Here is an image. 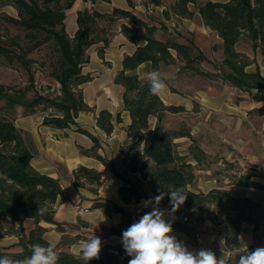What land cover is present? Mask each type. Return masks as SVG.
<instances>
[{
    "label": "trees",
    "instance_id": "1",
    "mask_svg": "<svg viewBox=\"0 0 264 264\" xmlns=\"http://www.w3.org/2000/svg\"><path fill=\"white\" fill-rule=\"evenodd\" d=\"M95 3L97 0H91ZM160 4L159 0H152ZM74 0H0V7L11 5L15 7L17 15L0 14V19L11 23L25 31V37L31 45H22L16 37L7 36L0 39V55L6 61H19L27 71V84L16 87L0 83V235L3 233L2 219L7 217L11 224L5 233L19 235L16 244L18 250L0 245V256L13 259H24L31 255L34 244L47 245L43 234L47 227L40 224H56V229L64 232L65 226L55 220V203L65 199V192L61 189L60 181L46 173L40 172L30 164L31 153L25 144L23 136L15 126L10 110L20 105L23 112L34 113L37 109L51 108L59 115L45 116L43 124L57 128L76 125L77 129L92 137L94 143L91 148L83 150L90 153L104 164L109 162L97 152V139L86 129L77 125L75 117L81 110L92 108L83 100L78 85L91 79L89 74L82 72V67L88 62L87 49L94 43L101 42L99 54H103L104 47L109 43L110 26L119 17L128 18L131 25L121 24V32L137 46L131 54H125L122 59V69L114 77L116 83H121L124 108L128 110L131 122L126 133L134 140L121 150L123 162L131 172H138L147 184L151 193L158 195V189L164 191L184 188L188 193L187 199L171 218L173 230L194 234L196 222L209 217L215 224L223 223L225 231V245L228 248H239L242 243L239 232L243 223L253 225V242L244 251L254 250L259 246L256 237L258 219L248 213L254 203L248 196H238L222 187L203 191L194 186L197 165L206 157L204 150L196 144L187 148V153L177 150L175 138L189 135V129L165 128L161 120L166 112H179L182 106L166 105L159 96L150 92L147 78H141L136 73H129L141 62L150 61L153 70L162 65L179 62L180 70H188L191 75H202L211 79H221L238 89H256L264 95V75L259 69L247 70V66L255 60L246 53L236 49L235 44L246 39L253 48L264 46V0H178L173 9L176 14L191 17L193 4L199 12L205 26L215 30L222 39L223 57L220 62L213 63V70L205 69L201 63L208 61L204 53L192 42H178L174 38L165 40L155 37L157 27L148 24L136 16L131 10L114 7L110 13L97 11L94 7H85L76 13L77 29L70 37L65 28L66 9L71 7ZM131 4V0H128ZM99 20L111 23L109 26H96ZM135 26L143 27L139 31ZM109 31V33H108ZM50 43L56 59L51 62L50 76L59 84L54 92H41L35 86L34 74L31 71L32 59L26 54L41 44ZM14 46V48H12ZM171 50L176 52L173 56ZM33 90L32 95L27 92ZM154 115L157 122L154 126L149 123V117ZM96 124L106 132L113 130V115L107 109L97 112ZM120 120V113L115 117ZM196 160V164L190 162ZM118 176L120 174L117 173ZM122 177V176H121ZM73 179L77 186H83L85 181L100 184V172L95 168L84 165L73 171ZM123 184L119 193L124 203H137L142 199L143 192L130 178H122ZM238 184L247 187L264 189V184L253 181L249 175H243ZM38 207H46L47 211L38 214ZM106 213L120 212L123 220L117 225L102 228V235H118L122 238L126 230L139 218L125 213L123 206L108 199H97L92 204ZM160 207L170 209L167 196L161 201ZM219 216H222L219 220ZM31 218L33 226L23 230V220ZM19 227H16L15 224ZM72 240L65 234L61 243ZM102 250L99 259L89 261V264H128L123 245L120 242L109 243L102 240ZM58 264H85L80 253H73L56 245Z\"/></svg>",
    "mask_w": 264,
    "mask_h": 264
},
{
    "label": "crops",
    "instance_id": "2",
    "mask_svg": "<svg viewBox=\"0 0 264 264\" xmlns=\"http://www.w3.org/2000/svg\"><path fill=\"white\" fill-rule=\"evenodd\" d=\"M159 2L172 11V6L167 4L166 0H159ZM85 7L84 0H74L71 7L66 9L65 28L70 37L77 29L76 13ZM114 7L131 10L148 24L155 25L157 27L155 37L159 39L174 38L182 43L192 41L209 60L207 66H204L207 69L213 70V63L220 62L223 57L221 37L215 30L204 25L193 4L189 6L193 10L192 17L180 16L175 12L173 13L175 17H167L168 14L165 11L167 19H165L164 26H161L160 18H153L144 13L140 0H131V4L128 0H97L94 3V8L104 13H110ZM0 11L11 15L17 14L16 9L11 5L0 7ZM155 14L161 15V12L156 11ZM122 23L131 25L129 19L124 17L116 18L112 22L109 43L104 47L102 55L99 54L101 42L88 47L89 60L83 65L82 72L89 74L91 79L77 86L82 92L83 100L92 109L79 111L75 120L78 126L86 129L97 139L99 144L97 152L109 162L108 165L83 151L91 148L94 141L90 135L79 131L76 125L57 128L42 123L45 116L59 115V112L48 108L37 109L34 113L27 114L23 112L20 105L13 107L9 112L31 153L30 164L38 171L58 178L60 185L65 188V199L57 201L54 205L55 220L65 226V231L57 230L54 223L42 221L40 224L47 227L43 236L48 242L75 254L79 253V241L95 235L111 244L121 241L118 235H102V228L119 224L123 220V214L120 212L106 213L99 208H93L94 201L97 199L111 200L123 206L125 213L140 218L145 212L151 211L150 207H143L141 202L154 197L140 174L129 171L123 162L121 149L131 143L134 138L126 133L131 117L128 110L124 108L125 88L121 83H116L114 77L122 69L124 55L131 54L137 45L129 41L121 32ZM173 23L176 26H172ZM135 28L143 31L141 26H135ZM185 33L188 36H185ZM235 47L255 60L247 66V70L253 71L257 67L264 75V46L253 48L250 41L241 39ZM171 53L176 56L174 50H171ZM159 70L167 85V92L159 97L166 105L183 107V110L179 112H166L161 125L165 128L176 129L181 122L186 123L189 135L175 138L177 150L184 154L187 153L188 146L196 144L209 158L207 161L209 165L198 166L195 170V187L203 191L223 187L234 195L251 196L253 193L249 192L251 187L238 183L232 184L226 178H219L218 168H213V166L214 164L219 165L222 161L235 162L243 166L244 174L256 179V171L247 168L246 165L254 167L248 163H254L260 158L264 160V110H262L264 96L256 89L241 90L221 79L181 76L179 64L165 65ZM151 71H153L151 62L144 61L128 72L136 73L141 78H147ZM55 85L59 87L58 83ZM101 109H107L113 115L114 137L112 138H105L106 131L96 124L95 116ZM118 113H120V120L117 121L115 117ZM156 122L157 117L151 115L149 117L151 126H154ZM190 162L196 164L193 158ZM80 165L97 169L100 172V184L85 181L83 186H77L73 179V171ZM123 177L130 178L142 190L143 197L139 202H123L119 193ZM104 178H112V184L104 183ZM74 202L88 207L89 210L78 214L73 207ZM105 217L106 220L103 221ZM221 218L222 216H219V220ZM2 222L4 227L0 235V245L18 250L16 244L19 235L4 232L11 224V220L5 217ZM15 225L19 227L17 223ZM22 226L24 232H27L33 226L31 218H25ZM193 226V235L177 230H173V234L190 250L209 248L216 253L217 257L221 255V251H230L232 256L229 264H237L239 255L243 254L244 249L253 242V225L250 223L241 225L239 238L242 245L239 248H228L225 245L223 223L215 224L209 217H206ZM63 234L72 240L61 243ZM261 240L262 242L258 241L259 246L264 247V239ZM118 264H122V259Z\"/></svg>",
    "mask_w": 264,
    "mask_h": 264
},
{
    "label": "clouds",
    "instance_id": "3",
    "mask_svg": "<svg viewBox=\"0 0 264 264\" xmlns=\"http://www.w3.org/2000/svg\"><path fill=\"white\" fill-rule=\"evenodd\" d=\"M147 79L151 94L162 96L167 92V85L158 71L148 73ZM187 194L182 187L170 191L158 189V195L141 202L143 207H150L151 211L145 212L122 232L121 243L130 257L128 264H229L232 256L230 251H221V255L217 257L209 248L190 250L173 234L171 218L185 203ZM165 196L169 199L170 209L160 207ZM46 211V207L37 209L38 214ZM105 220L106 217L103 221ZM102 244V239L96 235L79 241L78 251L85 264L99 259ZM55 248L53 243L46 246L37 243L32 245L30 256L22 260L0 256V264H58L59 257ZM237 264H264V247L246 250L239 255Z\"/></svg>",
    "mask_w": 264,
    "mask_h": 264
},
{
    "label": "rangeland",
    "instance_id": "4",
    "mask_svg": "<svg viewBox=\"0 0 264 264\" xmlns=\"http://www.w3.org/2000/svg\"><path fill=\"white\" fill-rule=\"evenodd\" d=\"M166 1L168 2L167 4H170L172 6V11L168 10V8L165 6V9L162 11L157 10L161 12V15H156L155 12L153 14H150V16L153 18H160L161 26H164V24H166L165 19L167 18L164 14L165 11L168 14L167 17L173 16L174 15L173 13L175 12L173 6L178 0H166ZM140 2H143V0H140ZM191 5L192 4H189L190 7ZM2 13H7V12L0 11V14ZM110 24L107 23L106 20H99L96 26H107V25L109 26ZM7 36L16 37L17 40L22 45H28V44L31 45V43L28 42V40L26 39L25 31L22 28H19L11 23H8L0 19V39L6 40ZM185 36L188 35H186L185 33ZM12 48H14V46H12ZM26 57L31 58L33 60L31 63V71L34 74L36 88L41 92H46V91L54 92L57 89L55 85L57 83L52 78V76H50L49 72L51 70V62L56 59V54L53 52L50 43L41 44L37 48L32 49L30 52L26 54ZM173 64H179V62ZM206 64L207 61H204L201 63V66L207 69L206 67H204ZM163 66L165 65L160 66L157 71L159 72L160 71L159 69ZM179 72L181 73V76H188V77L199 76L206 79L208 78L202 75H191L190 71L188 70H180ZM0 83L10 86L23 87L27 84V71L19 61L8 62L5 60V58L2 55H0ZM190 85L192 84L190 83ZM32 94H33V90L27 92V95H32ZM3 104L4 102L0 101V105ZM262 110H264V108H262ZM183 127L188 128L186 126V123L181 122V128ZM208 160H209L208 157L204 158L200 162V164L197 165V167L209 165L207 163ZM248 164L254 165V167L252 166L248 167L246 165L247 168H251L256 171L255 174L256 179H254L253 177L250 178L259 184H264V160L260 158L258 160H255L254 163L251 164L248 163ZM213 168H218L217 171H219L218 174L219 178L221 179L226 178V180H229L230 183L232 184L233 183L237 184L238 181L241 180L243 175H248L243 173V166L235 162L229 163L226 161L225 162L222 161L220 162L219 165L214 164ZM251 188L252 189L249 192H253V193L249 197L253 200L254 203L248 209V213L250 216L258 219L259 226H258V230L256 231V234L258 241L262 242L261 239H264V189H261L259 187H251Z\"/></svg>",
    "mask_w": 264,
    "mask_h": 264
},
{
    "label": "built area",
    "instance_id": "5",
    "mask_svg": "<svg viewBox=\"0 0 264 264\" xmlns=\"http://www.w3.org/2000/svg\"><path fill=\"white\" fill-rule=\"evenodd\" d=\"M84 2L86 4V7H89V8L94 7V3L91 0H84ZM140 6L146 15L153 14L157 10L162 11L165 9V6H163L162 4H156L150 0H143V2H140ZM172 26H176V24L173 23ZM104 137L105 138H112V137H114V132L113 131L105 132ZM105 181H107V185H109V184H112L113 179L112 178H110V179L104 178L103 182L106 183ZM61 189L64 190L65 189L64 186H61ZM73 207L75 208V210L77 211L78 214H82V213L87 212L89 210L88 207H84L78 202H74Z\"/></svg>",
    "mask_w": 264,
    "mask_h": 264
}]
</instances>
